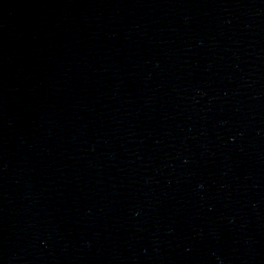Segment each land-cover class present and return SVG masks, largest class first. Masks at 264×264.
<instances>
[{"label": "water", "instance_id": "water-1", "mask_svg": "<svg viewBox=\"0 0 264 264\" xmlns=\"http://www.w3.org/2000/svg\"><path fill=\"white\" fill-rule=\"evenodd\" d=\"M0 264H264V0H0Z\"/></svg>", "mask_w": 264, "mask_h": 264}]
</instances>
